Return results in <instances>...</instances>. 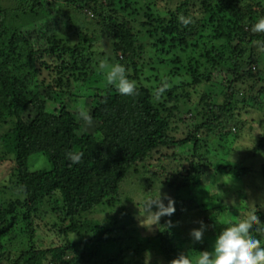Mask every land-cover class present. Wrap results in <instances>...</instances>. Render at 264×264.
<instances>
[{
    "label": "trees",
    "instance_id": "obj_1",
    "mask_svg": "<svg viewBox=\"0 0 264 264\" xmlns=\"http://www.w3.org/2000/svg\"><path fill=\"white\" fill-rule=\"evenodd\" d=\"M4 1L9 7L0 3V126L11 119L12 127L1 136L0 143L4 157L12 156L14 170L9 176L4 175L10 181L0 189V264H145L139 256L132 261L133 250L138 249V246L134 249L138 236L128 227L126 221L130 216L120 213L117 217L113 207L127 175L140 161L157 155L160 166L166 169L157 176L163 179L162 185L175 191L176 215L167 218V221L174 219L170 228H166L167 221H164L165 227L157 232L158 256L162 262L155 260L149 264H171L179 254L187 253V239L173 228L175 220L186 210L194 207L195 215L201 220L198 223L205 225L208 234L216 236L228 227L207 221L211 219L210 209L202 211L204 204L200 210V202H195L189 190L218 172L236 176L250 172L248 167L231 164L215 167L201 150L209 147L212 136H230L238 122L239 104L244 103L239 101L241 83L261 79L260 72L254 68L260 61L254 48L259 44L264 47V32L250 33L252 23L264 17V0L253 1L260 13L252 11L246 0H203L200 18L188 16L193 21L188 26L182 25L174 15L165 19L151 14L150 3L155 0H106L112 2L111 6L118 5V10L125 12L129 19L120 18L117 9H112V13L117 14L101 12L100 20L96 19L93 26L89 24L88 30L91 35L111 39L110 51L102 53L103 59L108 64L120 63L130 69L128 77L137 85L134 97L119 96L106 86L104 75L100 76L101 71L95 69L100 61L96 62L91 38L88 41L91 45L84 46L81 42L72 46L69 22L60 18L51 25L59 16L54 10L67 0H16L15 6L13 0ZM93 1L92 10L97 14L101 5ZM139 2L145 8L148 6L143 9L145 19L139 30L144 31L146 42L140 40V33L134 34L133 27H129L132 20H136L131 17L142 9ZM49 9L55 16L47 14ZM27 18L31 21L26 22ZM34 18H38L39 27L30 31ZM205 22L214 29L207 34L211 46L214 48L217 40L224 42L221 48L218 46V54L207 49L204 55L207 62L216 61L226 69V73L220 70L224 79L219 81V102L210 98L211 78L194 72L192 81L185 82L180 91L181 87L159 82L164 76L148 66L152 62L148 59L149 53L156 60L165 56L169 64H177L180 60H172L176 49L191 48L196 52L203 46L206 34L203 29L199 30ZM79 24L75 30L88 33L85 25ZM30 35H38V40ZM43 36L46 43L42 41ZM116 51L122 52L121 58L115 57ZM153 79L159 83L151 85ZM201 84L210 85L195 107L194 111H199L189 132L185 138L178 139L173 136L171 126V120L180 113L177 104L181 100L188 103L189 89ZM71 85L77 91H86L81 95L95 100L90 111L93 117L90 131L79 129L68 106L59 107L56 113L46 110L51 101H56L55 92L65 87L69 89ZM161 88L162 94L154 98V93ZM260 105L261 102L258 108L262 110ZM181 148H186L187 157L176 153ZM68 150L83 153L78 165L69 166L65 159ZM261 153H264V128L250 154L255 157ZM34 155L44 156L49 168L29 171L28 160ZM149 166L151 172L155 165ZM261 175L264 181V163ZM182 192L188 193L185 198ZM46 204L50 205L49 210H44ZM241 210L242 207L237 208L236 216L239 217ZM256 214L264 222V214L260 210ZM96 215L106 218L100 221ZM43 217L53 221L50 227L58 230L57 234L63 238L61 245L47 249L37 246L35 228ZM48 224L43 223L49 228ZM252 235L264 242V233L254 231ZM71 236L76 241L71 240Z\"/></svg>",
    "mask_w": 264,
    "mask_h": 264
},
{
    "label": "rangeland",
    "instance_id": "obj_2",
    "mask_svg": "<svg viewBox=\"0 0 264 264\" xmlns=\"http://www.w3.org/2000/svg\"><path fill=\"white\" fill-rule=\"evenodd\" d=\"M18 1L19 0H17V2ZM202 1L203 0H155V2L150 3V12L151 14H156L158 16L164 17L165 19H171L173 15L178 18L184 14H186L187 17L191 16L196 19L200 18L199 9ZM253 1L254 0H246L245 3L248 2L251 4L250 7L252 11L260 13V8L258 7L257 3ZM13 2L15 6L17 4L16 0H13ZM0 3L6 8L9 7L8 3L4 0H0ZM96 3L100 4L101 6L97 14H94L92 10L94 5L93 0H67L66 4H60L57 7V10H54L59 14V16L54 19L51 25L56 24L60 18L62 21H68L69 25L71 26L69 31L73 34H70L71 36L69 40L72 46L80 44L81 42H83L84 46H87L90 44L88 41H90L91 38V44L93 45L92 49L97 54V57L95 58L96 62L100 61L99 66L95 65V69L101 71L100 76L103 77V71L101 70L100 65L107 62L104 61L102 53H109L110 50L108 49V45L111 44V39L105 38L98 34L91 35L92 32L88 30L89 24H92L91 26H93V22L95 23V21L100 20L99 14L101 12H104L103 15H114L118 13L120 18H126L127 20L129 17L125 12L118 10V5L111 6L110 3L112 2H108L106 0H96ZM183 5H185L184 8H181ZM139 7H142V9L139 14L131 17V19L135 18L136 20H132V23L129 24V27H133L134 34L140 33V40L146 42L147 39L145 37L146 35L144 36V31L139 30L142 28L141 22H143L144 18L143 9L145 11L148 6L145 8L142 2H139ZM112 9H117V13H112ZM129 12L132 13L131 9ZM47 14L55 16L52 9H49ZM21 16L24 19V15ZM37 19L38 18L33 19L32 24L29 27L30 31L33 29H38L39 23ZM44 19L46 23V18ZM29 21H31V19L27 18L26 22ZM79 23L85 25L84 27L87 29L88 33L81 34L75 30V26H79ZM252 24L254 25L255 23ZM195 28L197 29L198 27L196 26ZM97 29L98 28L96 27L95 30L97 31ZM202 29L206 35H203V46H200L196 52H193L191 48H185L186 50L176 49V51L173 53L172 60H180V62H177V64H169V59L165 56L161 60H156L154 59V56L149 53L148 59H151L152 62L148 63V66L153 67L154 70L157 69L158 74H160V76H164L159 80V82L164 81L168 83V86L175 85L178 88L181 87L180 91L183 90L182 85L185 82L192 81L191 75L193 76L194 72H197L204 77H209V79L211 78L212 86L208 84L212 89L209 90V92H212V96H210V98L214 97L219 102L220 97H217L220 88L219 81L224 79V74H221L220 70L226 73V69L216 61L211 62L212 60H210L207 62L204 58V55L206 51L211 49L215 54H218L219 51L216 50H219L217 49L218 46L221 48V45L224 42L222 40H217V42H215L216 46L213 48L208 41L210 35L207 34L214 29L211 28L209 22H205L199 31H202ZM96 31L93 33H96ZM253 33L254 31H252L250 35ZM256 33L260 34L263 32ZM30 36H33L38 40V35ZM18 37L21 38L23 36L18 35ZM60 37L64 36L60 35ZM236 39L237 38L235 37V40ZM42 41L46 43L44 36ZM84 42L86 44H84ZM254 51L256 54H258V56H260V61L257 66L255 64V67L253 65L252 66L255 68L256 72H260L261 81L246 80L245 82L241 83L239 101L244 103L239 104L241 107H239L240 109L237 110L238 119L236 121L238 122L236 123V127H232L229 137H210L208 142L209 147L202 148L201 150V153L205 155V157H208V160L212 161L215 167L219 165L231 164L232 166L236 167H248L250 172L248 174H241L239 176L226 172H218V174L214 175V177L211 176L208 179L201 180L189 190L190 196L196 199L195 202H200V210L204 204L205 206L202 208V211L210 209L212 213L211 219H208L207 221L213 222L215 226L219 227L222 225L230 226L235 223L238 217L236 216V210L238 207H242V212L240 213L238 219L246 217L249 214L256 213L259 210L264 214V181L261 175V166L264 163V153H261L255 157L251 156L250 154L252 149L256 147V141L259 132L261 133L264 128V47L259 44L254 48ZM115 57L121 58L122 52L116 51ZM188 61L192 62L191 65L187 64ZM127 70V73L131 72L130 69ZM169 76L170 79L167 78ZM156 81L153 79L150 84L157 85L159 82L157 83ZM208 85L201 84L198 87L189 89L188 93L190 94V99L187 101L188 103H186L185 100H181L177 104L180 113L177 114L176 117L174 116V118L171 120V126L174 131V135H172L174 137L178 139H183L186 137L187 133L189 132V126L192 124L197 112L199 111L196 109L195 112V107H197L201 97L204 96L201 95L202 92L207 91ZM83 92L86 91L82 89L77 91L72 85L69 89L68 87H65V89L57 90L55 92L57 95H54L55 98H57L56 101H51L46 110L48 112H55L61 106H68L70 111L74 114V119L78 123L79 129L90 131L93 126L90 128H85L83 123L78 119L76 112V109L81 106L90 112L92 106L94 105L95 100L90 96H85L83 94L81 95ZM259 102L262 103V105H260L263 107L262 110L258 108ZM28 112L32 113L31 110ZM11 127V119L7 120L3 125H1L0 138L2 135L6 134L11 129ZM82 130L80 132H83ZM189 152L190 149L187 148V153ZM176 153H179L180 155L185 154V157L188 156L186 154V148L178 149L176 150ZM4 155V149L0 143V189L3 187V185H6L8 181H10L7 176H9V174H11L14 170L12 156L4 157ZM2 156L4 158H2ZM157 159L158 155L147 160L140 161L138 165L134 167V170H132L127 175L126 179L121 184L118 202L113 207V211L117 213V217L121 215L120 213L130 216V219H128L126 222L128 223V227L133 232L132 234L138 236V239L134 240V249L137 246L138 249L137 251L133 250L132 261H136V257L139 256V259L145 264L152 263L155 260L162 262V258H159L158 256L159 243L156 241V236L157 232L161 230V227H165L163 223L164 221H167L168 218L161 217L159 225H153L151 228H148V226L150 224H154L155 221L151 219L150 216H145V205L148 201L154 200L156 198L158 190L162 196L166 194L172 200H175V191H173L172 187L169 188L162 185L163 179L157 176V174L166 171L165 168L163 169L160 166V162ZM171 163L172 162L170 161V164ZM150 164L155 165L154 169L151 168V172L149 168ZM164 164L166 163H163V165ZM172 165L173 167L175 166V168L177 167L176 163H173ZM48 168L49 164L42 155L31 156L28 160V169L31 172L45 170ZM7 173L8 175L4 176ZM230 179L231 182L229 183ZM187 194L188 193L182 192L181 195L185 198ZM3 195L5 196L7 194L4 193ZM164 203L166 205L167 201L165 200ZM49 208V204L44 206V210H49ZM151 210L154 212L156 209L153 206ZM116 213H112L111 215ZM195 214L196 211L194 207L190 210H186L180 214V217L175 220L176 224L173 225L174 230L178 232L181 237L187 239V253L193 258V264H195V259L198 257L199 252L211 251L216 237L212 234H208L207 231H204L201 242L197 243L192 241V239L189 237V233L192 229L199 228L200 224L198 222L201 221L200 218L198 219L197 215ZM174 215L176 214H173V216ZM95 218L103 221L106 217L96 215ZM171 222L174 223V219ZM37 223L39 224V227L35 228V238L38 244L37 246H39L41 249H47L51 246L61 245L64 242L63 238L57 234L58 230L51 229L50 224H53L51 219L43 217L41 222L38 221ZM43 223H49V228L45 227ZM70 239L76 241L74 236H71Z\"/></svg>",
    "mask_w": 264,
    "mask_h": 264
},
{
    "label": "clouds",
    "instance_id": "obj_3",
    "mask_svg": "<svg viewBox=\"0 0 264 264\" xmlns=\"http://www.w3.org/2000/svg\"><path fill=\"white\" fill-rule=\"evenodd\" d=\"M179 22L188 26L193 21L191 18L181 15ZM254 32H264V17L257 19L252 26ZM103 71L106 86L110 87L115 93L122 97H134L137 95L136 82L129 79L127 68L120 64L100 65ZM163 88L154 93V98L162 94ZM78 119L85 128L93 126V117L91 113L83 106L76 109ZM83 157L80 151L68 150L65 153V159L69 166L78 165ZM231 182V179L229 183ZM160 189V188H159ZM167 201L165 205L164 201ZM155 207L153 212L151 209ZM176 211L175 201L166 194L162 196L160 191L154 200H150L145 205V216H150L155 221L153 225H159L161 217H171ZM172 222H167L166 228H170ZM205 231V225L201 222L199 228L192 229L189 233L194 242H201ZM264 233V222H261L256 213L249 214L246 217L239 218L237 223L225 227L216 235L211 251H201L195 259V264H264V242L252 235L253 232ZM171 264H193V258L188 253L179 254Z\"/></svg>",
    "mask_w": 264,
    "mask_h": 264
}]
</instances>
